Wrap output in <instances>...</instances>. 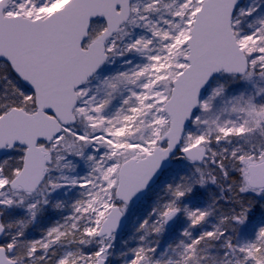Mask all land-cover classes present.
I'll list each match as a JSON object with an SVG mask.
<instances>
[{
	"label": "snow or ice",
	"instance_id": "1",
	"mask_svg": "<svg viewBox=\"0 0 264 264\" xmlns=\"http://www.w3.org/2000/svg\"><path fill=\"white\" fill-rule=\"evenodd\" d=\"M0 264H264V0H0Z\"/></svg>",
	"mask_w": 264,
	"mask_h": 264
}]
</instances>
